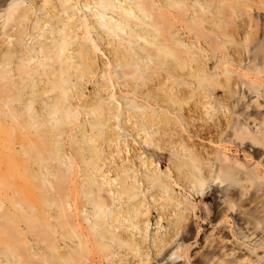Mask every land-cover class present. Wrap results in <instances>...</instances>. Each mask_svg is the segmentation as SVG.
I'll use <instances>...</instances> for the list:
<instances>
[{
    "label": "rangeland",
    "instance_id": "374dc122",
    "mask_svg": "<svg viewBox=\"0 0 264 264\" xmlns=\"http://www.w3.org/2000/svg\"><path fill=\"white\" fill-rule=\"evenodd\" d=\"M13 1L28 10L21 20L8 19ZM127 1L135 13L126 15L130 24L115 35L74 0L68 12L62 10L60 0H0V62L10 56L8 68L13 69L7 88L28 99L31 84L35 83V89L43 87L52 61L41 56L38 41L54 45L61 36L58 24H75V31L69 29L72 46L84 41L97 55L90 75L94 77L79 79L84 92L81 99L113 105L118 98L120 117L112 114L111 123L123 126L114 128L123 138L120 146L125 148L124 139L131 146L141 184L131 199L111 207L142 201L143 210L150 208V227L140 244L141 251L151 253L148 264H264V145L253 147L247 140L240 147L235 138V128L247 115L253 116L250 131L259 134L262 127L254 117L264 116V102L257 106L254 100L258 84L264 88V0H139L148 15L139 11L134 0ZM91 8L112 14L94 1ZM68 14L73 15L70 21ZM152 19L158 29L147 27ZM38 34L42 37L35 38ZM87 35L88 40L83 39ZM90 40L101 51H94ZM164 48L170 53L163 55ZM116 53L130 58L141 78L125 75L128 67L122 60L118 65L114 62ZM77 59L72 57V63ZM20 63L30 72L19 75ZM103 74L115 78L109 88L106 85L113 81ZM79 81L72 77L73 85ZM134 100L142 102L143 109H131ZM126 110L134 111L138 128L128 121ZM85 122L89 128V120ZM143 131L147 142L137 136ZM17 136L15 126L9 134L1 132L0 152H6L8 141H16ZM103 144L116 152L105 137ZM139 154H152L161 161L162 173L156 181L144 179ZM160 180L169 184L167 191ZM169 195L177 200L167 199ZM104 196L113 202L112 194L104 192ZM88 208L92 210L91 205ZM132 219L138 221L136 216ZM130 228L129 224L122 231ZM5 245L15 251L11 242L0 239V264H18L3 249Z\"/></svg>",
    "mask_w": 264,
    "mask_h": 264
},
{
    "label": "bare ground",
    "instance_id": "6f19581e",
    "mask_svg": "<svg viewBox=\"0 0 264 264\" xmlns=\"http://www.w3.org/2000/svg\"><path fill=\"white\" fill-rule=\"evenodd\" d=\"M72 1L60 0L62 10L68 12ZM74 1L78 8L90 10L93 16H97L96 22L115 35L130 24L126 22V15L135 13L134 5L127 0ZM92 1L97 5L103 4L105 10L112 14L108 16L105 12L93 11ZM134 1L139 11L148 15L140 1ZM27 11L13 1L9 3L8 19L14 17L21 20ZM67 16L69 21L72 20L73 15ZM84 21L86 17L81 24ZM154 21L145 23L155 30L158 27ZM74 26L70 23L58 24L57 31L61 36L54 45L38 41L41 56L52 63H48L51 66L46 79H43L44 86L35 89V83L31 84L28 99H23L20 94L14 95L7 88L13 70L8 68L11 57L6 55L5 60L0 62V133L9 134L13 126L18 131L16 141L9 140L6 152H0V239L11 242L15 251L10 245H5L3 249L9 251L18 264H148L151 253L141 251L140 244L147 237L150 227V208L143 210L140 206L142 201L116 209L111 207L131 199L141 184L139 169L135 167L137 163L131 158V146L127 139H124L125 148L120 146L123 138L114 128L121 129L123 126L111 123L112 114L120 117L119 105L116 104L118 98L115 97L113 105L81 99L84 92L79 79L91 80L94 77L90 75L95 71L97 55L94 57L91 46L84 41L78 47L72 46L69 29ZM90 27L95 28V25ZM88 38V35L83 37L85 40ZM90 44L94 46V51H101L102 48L94 40H90ZM70 50L76 51L74 56ZM163 50V55L170 53L168 48ZM75 56L78 59L73 64L72 57ZM119 60L128 67L125 75L133 74L141 78L140 70L133 69L130 58L116 53L114 62L117 65ZM56 65L58 67L54 69ZM17 71L19 75L30 72L24 63L18 65ZM73 76L79 81L74 85ZM103 77L113 81L106 88L115 83L114 77L109 78L106 74ZM255 97L254 103L260 106L264 102L261 84L256 88ZM171 99L178 103L176 97ZM131 109H143L142 102L134 100ZM125 115L138 128L134 111L126 110ZM105 118L109 122L107 132ZM252 118V115H247L235 128V138L239 139L240 147H244L247 140L254 143L253 147L264 145V116L258 114L254 118L260 121L253 120L262 126L259 134L250 131L249 119ZM145 133L138 132L137 136L147 142ZM104 137L108 140V147L112 144L116 146V152L104 147ZM138 156L144 179L156 181L162 173L161 161L152 154ZM191 158L197 163L194 156L191 155ZM130 177L134 180L129 181ZM159 183L164 185L163 191L168 190L169 184L161 180ZM104 192L112 194L113 202L104 196ZM168 198L175 199L170 195ZM89 205L92 210H89ZM133 216L138 218L137 222H134ZM129 224L130 231H122ZM139 232L142 233L141 238L137 237ZM122 249L125 252H121ZM143 254L148 258H142ZM209 262L207 260L206 263Z\"/></svg>",
    "mask_w": 264,
    "mask_h": 264
}]
</instances>
